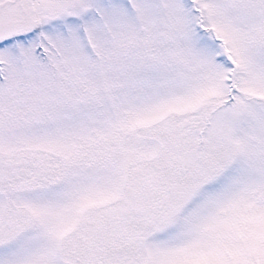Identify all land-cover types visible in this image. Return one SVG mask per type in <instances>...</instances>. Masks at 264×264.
<instances>
[{
  "label": "snow or ice",
  "instance_id": "1",
  "mask_svg": "<svg viewBox=\"0 0 264 264\" xmlns=\"http://www.w3.org/2000/svg\"><path fill=\"white\" fill-rule=\"evenodd\" d=\"M0 264H264V0H0Z\"/></svg>",
  "mask_w": 264,
  "mask_h": 264
}]
</instances>
